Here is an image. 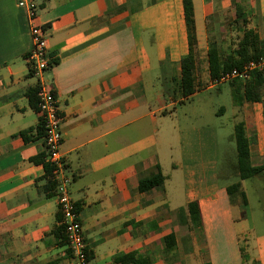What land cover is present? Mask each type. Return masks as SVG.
Returning <instances> with one entry per match:
<instances>
[{"label":"crops","instance_id":"0c3cea01","mask_svg":"<svg viewBox=\"0 0 264 264\" xmlns=\"http://www.w3.org/2000/svg\"><path fill=\"white\" fill-rule=\"evenodd\" d=\"M33 2L52 60L44 78L62 117L59 149L89 264H118L130 253L149 254L153 264H264V233L243 211L244 180L245 203L238 192L228 195L231 185L217 174L220 144L230 136L227 116L241 117L232 128L244 125L250 165L263 163V97L232 101L230 114L219 107L211 126L192 100L211 89L200 88L210 81L208 45H229L237 7L264 47V0H191L192 41L182 0ZM30 44L27 12L17 0H0V264H74L44 161H35L45 151L28 98L37 85L26 61ZM188 54L197 90L183 98L174 88ZM157 166L163 185L140 193L139 180ZM166 171L180 173L181 191L169 192ZM171 199L182 203L172 209ZM191 202L199 226L189 222ZM168 234L175 238L171 252L162 242Z\"/></svg>","mask_w":264,"mask_h":264},{"label":"trees","instance_id":"16d2710c","mask_svg":"<svg viewBox=\"0 0 264 264\" xmlns=\"http://www.w3.org/2000/svg\"><path fill=\"white\" fill-rule=\"evenodd\" d=\"M183 14L186 30L190 41L193 39V11L191 0H182ZM233 25L236 31L241 34L235 48L229 49L226 53L216 48L213 43H209L207 50L208 74L210 79H216L220 75L230 72L231 70H242L244 66L253 62L258 63L264 60V47L256 33L249 27L248 16L237 7L235 10V19ZM231 88V97L234 105L239 106L243 102L260 103L262 92L264 90V65L259 69H255L249 73V77L245 81L235 79L229 83ZM197 90L194 80V62L191 55H187L180 60V78L174 91L179 93L181 97L188 98ZM36 91H31L28 94L31 107L37 112ZM42 137L44 130L42 123L38 126ZM21 135H25L22 133ZM233 139L236 147V168L240 180H246L254 176L264 174V157L263 163L260 166L252 167L249 158V142L246 138L243 123H238L234 127ZM45 153L35 159L37 162L43 163ZM44 164V180L47 185L55 187L52 180V168L48 164ZM165 177L161 174L159 167L154 174L144 177L138 182V191L146 192L150 189L163 185ZM239 193L241 200L245 203V195L240 191V184L235 183L227 188V193L230 197L235 193ZM186 211L188 219L192 226H199L200 213L198 204L191 202L187 205ZM61 228V227H60ZM62 229V228H61ZM166 252H171L175 249V238L173 234H168L162 239ZM88 260L91 255L87 253ZM118 264H153V259L149 254L130 253L114 260Z\"/></svg>","mask_w":264,"mask_h":264},{"label":"built area","instance_id":"2783aa9c","mask_svg":"<svg viewBox=\"0 0 264 264\" xmlns=\"http://www.w3.org/2000/svg\"><path fill=\"white\" fill-rule=\"evenodd\" d=\"M17 6L27 12L30 23V50L26 56L29 72L37 79V113L43 126V145L45 151L44 163L52 168V180L55 184L54 192L61 215V226L65 233V240L74 264H89L82 228L75 211V205L70 196L71 179L66 172L63 156L59 146L61 142L62 117L55 97L54 87L44 78L46 70L52 62L47 51V38L43 27L37 24L36 5L33 0H17ZM264 60L249 63L242 70H231L216 79H210L209 87L228 84L238 79L245 81L249 73L261 69Z\"/></svg>","mask_w":264,"mask_h":264},{"label":"rangeland","instance_id":"374dc122","mask_svg":"<svg viewBox=\"0 0 264 264\" xmlns=\"http://www.w3.org/2000/svg\"><path fill=\"white\" fill-rule=\"evenodd\" d=\"M227 21V19H226ZM236 27L231 23L228 26V29L232 32V37L230 39L229 45L222 43L223 48L222 51L226 53L229 49H234L235 45L239 39V34L235 31ZM228 45V46H227ZM206 73L201 68V74ZM206 80H208L206 78ZM241 81V80H240ZM209 83L201 81V87H208ZM230 86L228 84H222L217 87H213L210 90H203L199 92L192 100L196 103L199 102L201 107L204 110V117L206 118V124H210L213 117L211 116V112L217 110L219 107H224L228 111V114L232 111V97L230 93ZM263 102H264V90L262 92ZM191 100H188L184 103V105H189ZM183 105V104H181ZM180 105V107H182ZM191 105V104H190ZM180 112V110L178 111ZM241 117L238 115V118L233 119L231 117H226L222 120V122L226 123L228 126L229 137L227 139H222V142L219 147V163L217 166V174L220 177V183L222 185H232L235 182L239 181L236 172V151L235 144L233 141V124L238 122ZM167 174H170L171 177L169 182H171L169 186V192L175 190L178 186V189L181 191L182 181L180 177V173H171L166 171ZM242 190L246 195L247 204L243 208L246 219L250 226H252L255 231L260 234L264 233V174L254 176L249 178L248 180L241 181ZM173 194V193H171ZM234 194L232 195V197ZM182 203V199L172 200L170 201V208H175L176 206ZM171 209V210H172ZM236 213L237 208L233 209Z\"/></svg>","mask_w":264,"mask_h":264}]
</instances>
